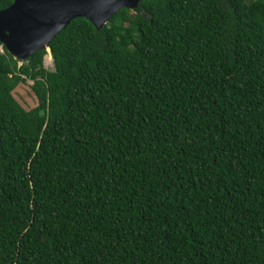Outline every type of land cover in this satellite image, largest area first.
I'll list each match as a JSON object with an SVG mask.
<instances>
[{
    "label": "trees",
    "instance_id": "obj_1",
    "mask_svg": "<svg viewBox=\"0 0 264 264\" xmlns=\"http://www.w3.org/2000/svg\"><path fill=\"white\" fill-rule=\"evenodd\" d=\"M48 46L0 43V264H264V0H140Z\"/></svg>",
    "mask_w": 264,
    "mask_h": 264
},
{
    "label": "water",
    "instance_id": "obj_2",
    "mask_svg": "<svg viewBox=\"0 0 264 264\" xmlns=\"http://www.w3.org/2000/svg\"><path fill=\"white\" fill-rule=\"evenodd\" d=\"M140 0H13L0 10V43L15 59L26 61L74 18L84 17L97 29L121 8Z\"/></svg>",
    "mask_w": 264,
    "mask_h": 264
},
{
    "label": "rangeland",
    "instance_id": "obj_3",
    "mask_svg": "<svg viewBox=\"0 0 264 264\" xmlns=\"http://www.w3.org/2000/svg\"><path fill=\"white\" fill-rule=\"evenodd\" d=\"M247 2H251L252 0H246ZM133 12V11H131ZM0 51L3 52V49L0 47ZM46 54H48L47 49H45ZM45 54V55H46ZM44 55V56H45ZM49 55L52 57L51 52L49 51ZM44 56H43V64L42 67L47 71H53L54 65L53 61L51 65H46L44 63ZM22 62H19L18 65H20ZM33 80L31 79H25L24 82L19 83L15 89L12 91V95L16 99V101L26 110H30L34 108L38 104V100L32 90Z\"/></svg>",
    "mask_w": 264,
    "mask_h": 264
},
{
    "label": "clouds",
    "instance_id": "obj_4",
    "mask_svg": "<svg viewBox=\"0 0 264 264\" xmlns=\"http://www.w3.org/2000/svg\"><path fill=\"white\" fill-rule=\"evenodd\" d=\"M53 61V60H52Z\"/></svg>",
    "mask_w": 264,
    "mask_h": 264
}]
</instances>
